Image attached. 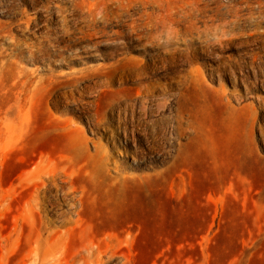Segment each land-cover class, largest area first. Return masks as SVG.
Listing matches in <instances>:
<instances>
[{
	"label": "rangeland",
	"instance_id": "rangeland-1",
	"mask_svg": "<svg viewBox=\"0 0 264 264\" xmlns=\"http://www.w3.org/2000/svg\"><path fill=\"white\" fill-rule=\"evenodd\" d=\"M150 1L219 17L92 37L65 0H0V264L36 239L37 164L73 165L85 234L112 239L102 264H264V0ZM41 198L62 217L65 183Z\"/></svg>",
	"mask_w": 264,
	"mask_h": 264
},
{
	"label": "bare ground",
	"instance_id": "bare-ground-1",
	"mask_svg": "<svg viewBox=\"0 0 264 264\" xmlns=\"http://www.w3.org/2000/svg\"><path fill=\"white\" fill-rule=\"evenodd\" d=\"M65 3L71 4L69 10L67 7L64 10V7L57 6L62 16L63 25L67 27L68 17L78 12L81 19L90 24L92 32L89 36L92 37L96 36L98 31L103 32L107 26L116 22V19L122 18L126 26L139 36L158 32L159 29H167L177 40L182 36V33L184 35L187 33L198 34L199 23H206L208 19L219 17V12L214 9L211 11L207 6L163 9L150 0H65ZM206 12L211 14L206 15ZM99 24H102V27ZM138 98L145 108V96L139 94ZM123 135L125 136L124 131ZM82 142L80 141L78 145H81ZM94 147L97 148V145L94 144ZM69 162L71 163L70 160ZM73 173V165L70 171L66 169L62 171L54 165L41 167V164H37L34 167L32 179L35 198L30 204L29 212L23 213V218L34 224L38 216L40 228L23 264H102V256L110 248L112 239H95L85 234V228L80 218L84 194L83 191L73 188L70 181ZM64 183L65 213L58 220L51 222L45 213L44 200L41 195L48 192L49 189L58 190ZM1 210L2 205L0 204V214ZM75 232L81 236V249L68 259L66 241Z\"/></svg>",
	"mask_w": 264,
	"mask_h": 264
}]
</instances>
